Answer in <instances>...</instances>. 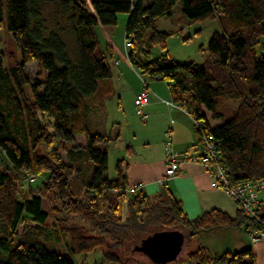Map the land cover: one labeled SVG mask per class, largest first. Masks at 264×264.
Returning <instances> with one entry per match:
<instances>
[{"label":"trees","instance_id":"16d2710c","mask_svg":"<svg viewBox=\"0 0 264 264\" xmlns=\"http://www.w3.org/2000/svg\"><path fill=\"white\" fill-rule=\"evenodd\" d=\"M178 1L187 20L219 23L220 31L210 37L201 65L152 59L148 51L167 37L156 28V20L171 16ZM51 7H55L54 21L59 18L58 29L56 24L49 26L45 17V9ZM119 13L128 15L125 39L131 41L130 63L142 75L169 82L174 102L192 118L197 141L201 137L195 121L216 144L229 183L264 180V53H258L264 47V0H0V28L5 27L20 54L16 65L5 67L0 53V152L8 169L26 174L44 158L38 153L41 145L49 147L52 139L67 144L69 162L51 147L55 155L51 185L57 187L65 208L73 205L76 213L85 210L90 217L88 226L92 225L86 232L77 225L63 228L64 232L54 224L46 225L48 214L42 209L41 196H21L10 173L0 170V264H74L69 256L45 246L64 235L69 237L73 254H87L108 243L111 251L105 258L118 263L112 247L120 244L118 229L127 224L117 214L124 202L134 219L142 215L149 224L163 225L182 221L189 236L215 227L239 226L244 231L249 221L240 210L230 219L217 209L189 220L168 194L160 195L159 203L138 189L130 192L124 158L117 160L115 175L108 174L106 148L111 137L95 130L92 112L104 108L114 85L95 28L116 24ZM60 18H65L64 27L59 26ZM67 33L75 43L71 51ZM32 61H37L43 76L29 81L22 69ZM25 85L31 98L26 96ZM230 100L238 101L237 108L222 121ZM258 208L264 213L263 198ZM98 219L109 221L107 235L94 228L101 223ZM21 223L24 226L18 232ZM187 256L190 264H255L250 248L212 254L198 246ZM130 263L129 258L123 261Z\"/></svg>","mask_w":264,"mask_h":264},{"label":"rangeland","instance_id":"374dc122","mask_svg":"<svg viewBox=\"0 0 264 264\" xmlns=\"http://www.w3.org/2000/svg\"><path fill=\"white\" fill-rule=\"evenodd\" d=\"M54 8L55 7L45 9V17L48 20L47 22L49 26L51 25L52 27V25L56 24L58 29L56 22L59 18L54 21ZM127 17L128 15L125 13H119L116 24L111 26L99 25L95 28L97 41L99 42L98 44L102 52H104L106 55L107 61L112 71L114 92L105 102L104 108L92 112V121L96 131L111 137V140L107 144L106 148L108 151V174L111 177L115 175L114 166L117 160L127 158L126 148L132 146L133 150L135 151V149L138 147V143L142 144L144 140L142 133L144 132L147 124H144L135 114L134 105H128V103H126L125 100L128 99L131 93V91L128 92L126 90L128 88L135 90L137 89V86L139 88L143 87V82L149 83L147 86L151 92L152 89H160L165 91L166 88H168V83L165 80L151 78L145 74L142 75L137 66L130 64L124 47L125 44L123 43ZM59 22L60 27H64L66 24L65 18H60ZM155 26L158 30L166 32L167 37L163 42H157L149 48L148 51L152 59L162 58L167 62L177 63L193 62L197 65L202 64V61L207 53V43L213 32L220 31L219 23L216 20H187L182 14L181 3L179 1L173 8V14L168 17L166 16L158 18L156 20ZM66 41L68 49L70 51L73 50L75 43L73 37L68 33L66 35ZM262 45L264 46V40L262 41ZM262 45L260 46L262 47ZM130 49L131 46H128L127 50L130 51ZM262 49L264 50V47H262ZM262 49L258 48V53H264ZM0 53L3 57L5 67L16 65V63L19 61V50L5 27L0 28ZM22 70L24 76L29 81H33L41 74V76H43V72L39 68L37 61L27 63ZM25 93L27 97L31 98V92L29 86L27 85H25ZM120 98L122 105H120L119 102ZM174 103L178 104L177 102ZM237 105V100L229 101L228 108L230 110H223L224 119L222 121L233 116ZM222 121L217 122L220 123ZM156 122L161 125V128L159 129H162L164 126L163 118L160 117ZM211 123L213 124V121H211ZM160 132L153 131L154 139H158ZM116 135L118 137L114 139ZM77 141L80 144L84 143L82 137H78ZM51 143L52 144L49 147H44L41 145L38 148V153L44 154V158H42V161L38 166H34V170L28 171L25 174L22 171L16 173L8 169V166L5 164V160L3 158L5 155L2 152H0V170L10 173V175L13 177V184L18 192H20L21 196L30 197L31 193L39 194L41 196L42 209L48 214L46 225L52 226L54 224L60 231L63 232L65 231L63 228L68 226L70 227L71 225H77L76 228H78V230L82 227V232H86L88 227L92 226H88L89 224L87 223L90 222L89 215L86 214L85 210H81L78 213L74 212L75 210L72 209L73 205H71L69 209L65 208L58 196L57 187L51 185V183L55 182V180L52 178V157L55 159V155L51 147L55 146L62 160L65 162L68 161L66 158V149L68 145L65 143H59L55 141V139H52ZM48 175H50V177ZM81 175H83L81 178H84V171H82ZM75 177L77 180H80V178L78 179L77 176ZM77 180H75L77 185L76 189H79ZM163 189H165V186H163ZM81 194H83V192ZM165 196L163 198H165ZM155 199H158L157 201H159V203H161L163 200H159V196ZM119 213L121 221L127 222V224L123 225L124 228L118 229L119 232L117 235L120 238V244L114 245L112 247V249L115 251V256L119 257L118 263L116 262L117 264H123V261H125L127 258L130 259V264H164L157 262L155 258L153 259L151 256H147L142 251L137 250L136 247L141 248V244L143 242L142 239L146 236L152 235V233L155 232L163 231L164 229L173 230L178 228L188 233L186 224L182 221L169 225H163L160 223L149 224V222H145L140 218L142 215H140L139 219H134V213H132L131 210H128L126 202L123 203L117 214ZM108 219L110 218L108 217ZM82 222H84L85 226L87 225V228L81 224ZM98 222H101V219H98ZM108 222L109 221L104 219L100 224H96L94 228H96L99 233L107 235V228L109 227ZM23 226L24 224H19L17 231L21 232ZM115 227L117 228L118 226ZM239 230L243 235H245V237H249L247 236L246 232L243 231V228ZM89 233L94 232H88L87 234ZM208 236L209 234H201V237L205 242H207V238L208 241H213V237L210 238ZM41 240L43 241V239ZM69 244L68 235L61 236L59 242L56 240L48 241L47 243L45 242V246L49 250L69 256L74 264H116L106 260L105 258V253L111 251L108 243L98 246L92 252L87 254L71 253L69 250ZM192 247H194L192 242H187V248ZM232 250L236 252L240 249ZM178 262H180V260Z\"/></svg>","mask_w":264,"mask_h":264},{"label":"crops","instance_id":"0c3cea01","mask_svg":"<svg viewBox=\"0 0 264 264\" xmlns=\"http://www.w3.org/2000/svg\"><path fill=\"white\" fill-rule=\"evenodd\" d=\"M123 43L125 44V34ZM125 50L128 58L126 47ZM166 82L168 83V88L165 91L152 89V92H154L152 93L147 86L148 82H145L146 84L143 82V87L139 88L137 86L135 90L130 88L126 90L128 92L131 91L128 99L125 100L128 105H134L135 95L142 89L146 88L149 92V100L143 107L146 118L145 120L140 119L144 124L147 123L142 133L144 140L142 144L138 143L135 151L132 146L126 148L127 158L124 159L127 163L125 165V174L128 187L135 183L140 184L138 192L151 198L167 194L172 196L179 202L182 212L189 220H193L212 209L226 213L230 219L236 218L238 209L234 200L225 190L212 185L210 174L198 160L183 162L177 175L168 178L165 184L158 182L166 168L164 143L167 130L171 131L172 145L177 151L188 150L197 156L201 155L203 151L201 144L196 139L190 114L184 108L165 103V101L174 102L169 82ZM119 102L122 105L121 98ZM160 117L163 118L164 122L162 129H159L161 125L156 122ZM153 131H161L158 139H154ZM163 186H165V189H163ZM176 229L185 235L184 245L177 260L166 264H190L187 255L198 246L206 247L212 254L233 253L235 251L232 249L242 250L250 248L255 257V264H264V234L260 235L256 240H251L250 237H245L241 233L239 226L215 227L199 231L192 236H189L182 229ZM201 234H209L208 237H213V241H208L207 238V242H205ZM187 242H192L194 247L187 248ZM179 260L180 262H178Z\"/></svg>","mask_w":264,"mask_h":264},{"label":"built area","instance_id":"2783aa9c","mask_svg":"<svg viewBox=\"0 0 264 264\" xmlns=\"http://www.w3.org/2000/svg\"><path fill=\"white\" fill-rule=\"evenodd\" d=\"M130 46V41L125 39V47ZM149 100V92L146 88L142 89L135 98V113L141 119L145 120L146 114L143 107ZM167 104L178 108H184L174 102L165 101ZM185 109V108H184ZM196 128L199 130L201 137V147L203 149L202 154L197 156L190 151H177L171 140V131L165 132L166 140L164 143V151L166 154V168L163 175L158 179L160 184L166 182L170 177L177 175L181 170V164L185 161L198 160L204 168L208 171L212 178V185L216 188L225 190L234 200L236 207L245 216L249 218L246 224H244V231L250 237L251 240H256L260 235L264 234V218L261 217V211L258 206L261 203V199L264 200V180L260 182H242L236 185L229 183L227 178V169L219 163L218 155L216 152V144L212 139H209L204 130L201 129V124L195 121ZM140 184H132L130 192H136L139 189ZM256 222V224H253Z\"/></svg>","mask_w":264,"mask_h":264},{"label":"water","instance_id":"95a60500","mask_svg":"<svg viewBox=\"0 0 264 264\" xmlns=\"http://www.w3.org/2000/svg\"><path fill=\"white\" fill-rule=\"evenodd\" d=\"M264 218V213L261 214ZM143 242L137 250L142 251L147 256H151L159 263L175 261L182 251L185 235L177 229H164L160 232L152 233L142 239Z\"/></svg>","mask_w":264,"mask_h":264}]
</instances>
